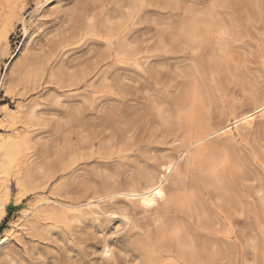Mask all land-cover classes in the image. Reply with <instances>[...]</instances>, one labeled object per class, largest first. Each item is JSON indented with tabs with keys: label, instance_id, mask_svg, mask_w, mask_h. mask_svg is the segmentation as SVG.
I'll use <instances>...</instances> for the list:
<instances>
[{
	"label": "rangeland",
	"instance_id": "obj_1",
	"mask_svg": "<svg viewBox=\"0 0 264 264\" xmlns=\"http://www.w3.org/2000/svg\"><path fill=\"white\" fill-rule=\"evenodd\" d=\"M50 3L0 0V264H264V0Z\"/></svg>",
	"mask_w": 264,
	"mask_h": 264
},
{
	"label": "bare ground",
	"instance_id": "obj_2",
	"mask_svg": "<svg viewBox=\"0 0 264 264\" xmlns=\"http://www.w3.org/2000/svg\"><path fill=\"white\" fill-rule=\"evenodd\" d=\"M6 1H7V6L9 8L10 16L16 15V12H17L16 9L18 7L20 9V6L22 5V0H6ZM192 25L193 24H191V26L190 25L188 26L192 28ZM4 28L5 27H3V30L0 31V40H2L3 42H6L8 39V30ZM185 32L188 33L189 31L187 32L185 30ZM190 32L188 34L191 37L193 35H190ZM3 88L6 93H9L8 92L9 91L8 81L5 80V82H3ZM255 104H256V107L254 108L253 111L242 114L241 117L235 121V123L236 124L237 123L249 124L254 119L255 113L261 112L262 114H264V104L262 103H255ZM4 118L6 119L5 121L8 122V125L10 124L12 127L13 126L15 127L17 122L19 123L18 117L15 116V114H12V112L6 113ZM13 129H14L13 133L9 134L8 136H0V177L3 174L6 175L9 172V170H11V168L14 167L15 165L18 166V163L20 164V162H18V154L20 155L21 153L20 150L24 143L23 140L25 138L21 136L22 135L21 129H18V127L13 128ZM226 130L227 129H224L223 131H226ZM206 136L198 138L196 142L203 140V138H205ZM175 167L176 166L174 162L167 161L166 163L160 165V168L163 170L162 175L160 176L158 175V177H156V175L148 173L145 176V184L143 186L139 187L136 183V180H134V181L129 182L126 186L115 190L113 194L124 195V197H127L128 199L135 201L142 208H145V209L151 208L155 206L158 201H162L165 199L166 193H165V188L162 184L161 179L164 177L165 174H170L175 169ZM15 170H16L15 173H17L15 174L17 175L16 183H17L19 190L21 191L24 188V182H23V179L21 178L22 175L20 176L19 169L16 168ZM176 173L178 175L180 173V170H178ZM156 190L163 192V197L156 196L155 195ZM3 204H4V198L2 195H0V218L4 216L5 214V209L3 207ZM6 240H7V236L4 237L3 239H0V244L4 243ZM104 252L105 253L109 252V248L105 247Z\"/></svg>",
	"mask_w": 264,
	"mask_h": 264
},
{
	"label": "snow or ice",
	"instance_id": "obj_3",
	"mask_svg": "<svg viewBox=\"0 0 264 264\" xmlns=\"http://www.w3.org/2000/svg\"><path fill=\"white\" fill-rule=\"evenodd\" d=\"M56 3V0H51V3L49 4V7H53ZM0 95H2V93H0ZM95 114H93V116H90L89 119L93 118ZM78 118V114H73L72 119H77ZM49 135H52L51 133H49ZM155 195L158 197H163V192L156 190L155 191ZM3 235V231L2 229H0V236ZM84 264H88L87 261L84 262Z\"/></svg>",
	"mask_w": 264,
	"mask_h": 264
}]
</instances>
